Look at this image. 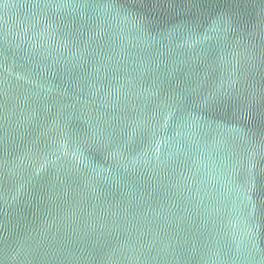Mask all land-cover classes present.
Here are the masks:
<instances>
[{
	"label": "water",
	"instance_id": "water-1",
	"mask_svg": "<svg viewBox=\"0 0 264 264\" xmlns=\"http://www.w3.org/2000/svg\"><path fill=\"white\" fill-rule=\"evenodd\" d=\"M0 264H264V0H0Z\"/></svg>",
	"mask_w": 264,
	"mask_h": 264
}]
</instances>
